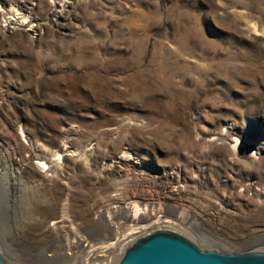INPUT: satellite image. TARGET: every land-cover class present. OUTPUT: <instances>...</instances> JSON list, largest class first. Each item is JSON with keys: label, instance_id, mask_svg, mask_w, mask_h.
<instances>
[{"label": "rangeland", "instance_id": "obj_1", "mask_svg": "<svg viewBox=\"0 0 264 264\" xmlns=\"http://www.w3.org/2000/svg\"><path fill=\"white\" fill-rule=\"evenodd\" d=\"M155 231L264 252V0H0L4 264Z\"/></svg>", "mask_w": 264, "mask_h": 264}, {"label": "water", "instance_id": "obj_2", "mask_svg": "<svg viewBox=\"0 0 264 264\" xmlns=\"http://www.w3.org/2000/svg\"><path fill=\"white\" fill-rule=\"evenodd\" d=\"M255 126H262L260 120L251 122V127ZM0 264H4L1 258ZM116 264H264V252L228 254L205 250L179 234L155 231L137 238Z\"/></svg>", "mask_w": 264, "mask_h": 264}, {"label": "bare ground", "instance_id": "obj_3", "mask_svg": "<svg viewBox=\"0 0 264 264\" xmlns=\"http://www.w3.org/2000/svg\"><path fill=\"white\" fill-rule=\"evenodd\" d=\"M52 165H53V161H48V168L47 169H50V167H52ZM9 192L11 193L10 189H9Z\"/></svg>", "mask_w": 264, "mask_h": 264}, {"label": "built area", "instance_id": "obj_4", "mask_svg": "<svg viewBox=\"0 0 264 264\" xmlns=\"http://www.w3.org/2000/svg\"><path fill=\"white\" fill-rule=\"evenodd\" d=\"M147 235H148V234H147ZM133 241H134V240H133ZM133 241H132V242H133ZM132 242H131V243H132ZM131 243L128 244V245L125 247V250H126L127 247H129V246L131 245ZM125 250H124V251H125ZM124 251H123V253H124ZM123 253L121 254V256L123 255ZM121 256H120V257H121ZM119 259H120V258H119Z\"/></svg>", "mask_w": 264, "mask_h": 264}]
</instances>
